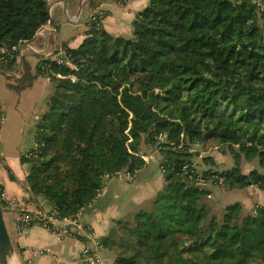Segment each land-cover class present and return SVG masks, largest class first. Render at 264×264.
Segmentation results:
<instances>
[{
  "label": "trees",
  "instance_id": "obj_1",
  "mask_svg": "<svg viewBox=\"0 0 264 264\" xmlns=\"http://www.w3.org/2000/svg\"><path fill=\"white\" fill-rule=\"evenodd\" d=\"M50 20L49 0H0V46L30 43ZM88 24L78 47L40 63L56 90L21 158L32 197L73 216L110 179H134L145 144L161 154L164 186L152 209L100 239L113 263L264 264V206L244 215L235 203L220 220L202 186L264 192V172L241 168L245 159L264 169V0H148L130 38ZM19 57L0 70L17 71ZM212 150L235 165L218 170L202 156ZM199 157L208 169H197Z\"/></svg>",
  "mask_w": 264,
  "mask_h": 264
},
{
  "label": "rangeland",
  "instance_id": "obj_2",
  "mask_svg": "<svg viewBox=\"0 0 264 264\" xmlns=\"http://www.w3.org/2000/svg\"><path fill=\"white\" fill-rule=\"evenodd\" d=\"M89 1L88 6H86L84 10V20L88 16V10L98 5L100 0ZM108 1L110 2L113 0ZM132 1L138 3L141 0H128L127 3L132 5ZM106 9L111 12L113 11L108 6H106ZM81 34L86 35L82 29L74 30L73 37L69 39V41L72 42L75 38L81 36ZM20 57H22L21 67L19 65L18 70L12 73L13 75L6 74L4 73L5 71L0 72V182H10L14 187H26L29 165L23 164L21 158L28 156L29 153L34 150L38 135V126L41 118L48 110L50 99L56 90L55 83L51 82L50 76L39 74L40 63L43 61V58L35 56L30 52L20 54ZM142 154L145 155V161L152 159L150 160L149 167L144 170L140 176L142 182L148 181V184L152 183L149 186V191L146 189L144 193L149 195L151 192L157 190L156 184L158 183L159 174L156 171L158 170V162L154 159L159 161L161 154L158 151L147 149L145 144L142 145ZM208 155L214 158L218 170H226L235 165L232 156L228 152L212 150L207 154H202L204 157ZM196 161V167L199 171L209 168V166L202 161V157L197 158ZM241 168L244 174L250 173L253 169L264 172V169L259 167L257 161L248 162L244 159ZM109 181L112 184V186H110V191L115 197V201H111L110 204H112V207L107 209L108 215L115 216L122 212L123 218L131 219V217L127 218L126 213L128 211L134 209L136 212H139L142 209H146L144 205L138 206L133 202L132 196L134 192L131 189L138 185L137 180L132 183L133 181L130 182L126 175H121ZM202 186L209 189L211 192L210 196L207 197L204 202L209 205L212 214L216 215L220 220L223 217L224 208L229 205L241 203L243 206V214L248 215L254 211L257 205L264 204V192L256 188L226 191L221 186H216L211 183H203ZM7 188L9 189V187ZM108 189L109 185H106L103 192L105 190L108 191ZM2 191H4V189H2ZM144 194L140 196L142 197ZM29 196L34 199L31 193ZM18 200L22 201L21 199ZM37 200L40 201L41 197H38ZM25 205L28 210L33 207L32 205ZM3 207L7 209L5 212V220L16 251H18L17 244L15 243L17 237L20 238L23 235L25 236L30 230L46 231L52 234L41 226L33 225L19 235L15 226V218L18 212L8 209L5 205ZM147 209H152V206H148ZM31 248L40 247H30L28 249Z\"/></svg>",
  "mask_w": 264,
  "mask_h": 264
},
{
  "label": "crops",
  "instance_id": "obj_3",
  "mask_svg": "<svg viewBox=\"0 0 264 264\" xmlns=\"http://www.w3.org/2000/svg\"><path fill=\"white\" fill-rule=\"evenodd\" d=\"M89 2V0H49L50 22L40 29L30 43L22 45L21 53L30 52L35 56L43 58L44 61L60 59L64 45H68L70 48H76L86 38V35L81 34V36L75 38L72 42L69 41V39L73 37V31L76 29H82L86 34L89 25V17L92 11L98 6L103 7L107 12V18L104 22V29L107 32L116 37H130L132 35V24L137 13L144 10L148 5V0H141L138 3L132 1V5L127 2L125 4H120L117 0L110 2L108 0H100L98 5L88 10V16L84 20V10ZM106 6L110 7L113 11L111 12L106 9ZM19 61L21 67L22 57H19ZM150 160H146V167L138 172L134 179H132V183L137 180L138 185L131 189L134 192L132 196L134 204L138 206L144 205L146 209L151 205L157 193H159L164 186L163 173L160 169L159 161L154 159L158 162V170L156 172L159 174V177L158 183L155 182L157 183V190L151 192L149 195H147V193L144 194L146 189L149 191V186L152 183L148 184V181L142 182L140 176L142 172L149 167ZM121 175L124 174H120L119 176ZM0 184L9 196L25 201L27 206L32 205L33 207L31 209L29 207V211H36L39 209L48 211L50 209L49 204L43 198H41L40 201H38L37 198L32 199L29 196L30 192L27 187H14L12 183L3 181L0 182ZM106 185H109L108 191L105 190L102 192L92 206L84 211L85 222L94 227L100 239L112 234V228L116 220L126 219L123 218L122 212L115 216L107 214V209L112 207L110 203L111 201H115V197L110 191V186H112L110 181H108ZM7 187H9V189ZM141 194L144 195L141 197ZM261 206H264V204ZM136 213L134 209L128 211L126 213L127 218L132 217ZM45 232L30 230L25 236L23 235L20 238L17 237L15 243L17 244L19 251H17V253L20 256L22 264H24L26 258L31 256L30 249H28L30 247L51 249L50 253L36 257L34 259V264H81L78 260V255L81 249L86 246V242L82 238H68L64 241H59L54 235ZM103 255L106 259L113 262L114 257L111 252L103 250Z\"/></svg>",
  "mask_w": 264,
  "mask_h": 264
},
{
  "label": "built area",
  "instance_id": "obj_4",
  "mask_svg": "<svg viewBox=\"0 0 264 264\" xmlns=\"http://www.w3.org/2000/svg\"><path fill=\"white\" fill-rule=\"evenodd\" d=\"M124 3L128 0H123ZM107 18V12L103 7L95 8L90 17L89 22L95 23L98 28L104 27V22ZM22 44L1 47L0 46V63L7 60L9 56L13 54L21 53ZM63 54V53H62ZM60 61V59H58ZM44 75H49V67L43 66ZM195 152V150H193ZM129 181H132V177L129 174H125ZM103 191L100 192L99 196ZM0 201L2 206L5 205L8 209L18 212L15 218V226L19 235L26 229L33 225L41 226L52 233L59 241H64L68 238H82L86 242V246L81 249L78 255V260L81 264H114L109 261L103 255V248L100 244V238L98 237L94 227L88 225L84 220V211L91 207L81 209L77 214L70 217H61L57 211H44L36 210L29 211L26 207L25 201H19L16 197H11L6 194L5 191L0 189ZM51 252L49 248H34L30 249L31 256L24 260V264H34V259L39 256H43Z\"/></svg>",
  "mask_w": 264,
  "mask_h": 264
},
{
  "label": "water",
  "instance_id": "obj_5",
  "mask_svg": "<svg viewBox=\"0 0 264 264\" xmlns=\"http://www.w3.org/2000/svg\"><path fill=\"white\" fill-rule=\"evenodd\" d=\"M0 72H4L1 71ZM6 74H11L4 72ZM13 75V74H11ZM5 209L0 201V259L1 264H22L20 256L18 255L11 234L8 230L5 220Z\"/></svg>",
  "mask_w": 264,
  "mask_h": 264
},
{
  "label": "bare ground",
  "instance_id": "obj_6",
  "mask_svg": "<svg viewBox=\"0 0 264 264\" xmlns=\"http://www.w3.org/2000/svg\"><path fill=\"white\" fill-rule=\"evenodd\" d=\"M24 49V48H23ZM0 264H1V259H0Z\"/></svg>",
  "mask_w": 264,
  "mask_h": 264
}]
</instances>
